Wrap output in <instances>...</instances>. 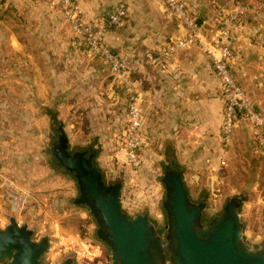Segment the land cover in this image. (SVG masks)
Wrapping results in <instances>:
<instances>
[{"label": "rangeland", "instance_id": "rangeland-1", "mask_svg": "<svg viewBox=\"0 0 264 264\" xmlns=\"http://www.w3.org/2000/svg\"><path fill=\"white\" fill-rule=\"evenodd\" d=\"M188 8L195 18L203 17L201 9ZM65 26L68 38L61 39L58 53L36 56L34 70L26 66L33 57L19 56L18 67L0 57V228L14 217L34 230L36 241L48 237L49 249L42 257L46 264L67 256L76 264H108L109 249L96 238L94 218L86 207L75 204L79 195L75 178L54 166L51 145L56 128L62 121L72 151L92 146L106 180L122 183L123 210L130 217L147 213L161 233L166 223L162 177L172 138L159 142L158 136L145 131L142 116L136 149L140 163L131 161L132 95L143 115L137 71L129 78L115 73L101 55L80 49L76 38L80 37L69 22ZM139 48L129 51L146 49ZM233 154L229 173V167L217 168L211 171L217 172L215 178L211 172L203 176V168L181 164L186 186L194 201H207L205 221L220 214L232 196L241 195L245 238L254 245L263 243L264 145L245 127ZM188 170L192 176L186 181Z\"/></svg>", "mask_w": 264, "mask_h": 264}, {"label": "crops", "instance_id": "crops-1", "mask_svg": "<svg viewBox=\"0 0 264 264\" xmlns=\"http://www.w3.org/2000/svg\"><path fill=\"white\" fill-rule=\"evenodd\" d=\"M77 1L89 17L106 15L121 2L128 3L127 18L110 27L105 37L113 49H127V53L134 52L129 50L136 46L142 49L162 41L170 42L186 32L169 14L165 0ZM237 1L252 3L255 0H186L191 8L201 9L203 17L196 15V19L201 18L203 28L208 31H216L221 26V10L232 8ZM50 9L49 0H0V57H4V62L18 67L19 56L33 57L26 66L34 70L36 56L49 57L52 50L58 53L59 42L68 38L65 36L67 22ZM257 31L264 33V21L250 13L234 33L232 68L256 108L264 114V51L250 39ZM168 35L171 36L168 38ZM76 38L79 48L89 52L81 39ZM53 40L58 42L51 44ZM73 43L76 46V42ZM136 77L145 131L158 136L162 143L170 136L169 151L180 165L203 168V176L224 167H229V173L238 136L245 127L251 134L252 131L249 122L240 116L231 143L224 147L225 103L221 81L201 47L194 44L168 57L157 55L156 59L146 61L139 68ZM222 157L226 164H222ZM211 173L217 177V172ZM190 175L192 171L188 170L186 181Z\"/></svg>", "mask_w": 264, "mask_h": 264}, {"label": "water", "instance_id": "water-1", "mask_svg": "<svg viewBox=\"0 0 264 264\" xmlns=\"http://www.w3.org/2000/svg\"><path fill=\"white\" fill-rule=\"evenodd\" d=\"M199 26L203 20L196 19ZM51 145L54 166L70 173L84 206L96 223V238L109 249L108 264H264V243L256 246L245 238L240 213L244 198L232 196L220 214L205 221L207 201H194L184 180V171L170 151L162 183L166 215L164 233L147 213L130 217L122 208L121 182H109L95 162L97 151L70 149L61 121ZM34 230L14 217L0 228V264H46L43 255L49 239L34 238ZM54 264H76L67 256Z\"/></svg>", "mask_w": 264, "mask_h": 264}, {"label": "built area", "instance_id": "built-area-1", "mask_svg": "<svg viewBox=\"0 0 264 264\" xmlns=\"http://www.w3.org/2000/svg\"><path fill=\"white\" fill-rule=\"evenodd\" d=\"M165 1L168 11L181 20L185 34L162 43L156 49L146 48L139 52L123 54L115 52L107 44L105 37L110 27L121 24L127 18L129 14L127 2H121L112 12L98 17H89L77 0H49V6L65 17L90 52L101 55L115 73L128 78L146 61L156 59L157 55L168 57L181 49L194 44L199 45L210 58L214 72L221 81L225 103L222 126L224 147L231 143L240 116L249 122L255 141L259 145H264V114L256 108L232 68L235 59V30L243 25L250 13L264 21V0H255L252 3L237 1L232 8L221 10V26L216 31H208L198 25L196 18L189 11L186 0ZM250 39L264 51V33L254 32ZM131 100L129 156L131 161L138 165L140 159L136 149L142 114L137 96L132 95ZM222 164H226L224 157Z\"/></svg>", "mask_w": 264, "mask_h": 264}, {"label": "flooded vegetation", "instance_id": "flooded-vegetation-1", "mask_svg": "<svg viewBox=\"0 0 264 264\" xmlns=\"http://www.w3.org/2000/svg\"><path fill=\"white\" fill-rule=\"evenodd\" d=\"M264 243V242H263ZM263 243H258V244H256V246H259V245H261V244H263Z\"/></svg>", "mask_w": 264, "mask_h": 264}]
</instances>
